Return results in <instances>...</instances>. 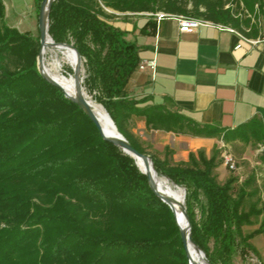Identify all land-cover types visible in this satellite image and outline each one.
<instances>
[{
  "label": "trees",
  "instance_id": "16d2710c",
  "mask_svg": "<svg viewBox=\"0 0 264 264\" xmlns=\"http://www.w3.org/2000/svg\"><path fill=\"white\" fill-rule=\"evenodd\" d=\"M42 1L36 0L39 10ZM233 2L237 10L225 9L229 0H56L49 17L53 41L73 44L84 60L86 91L132 147L150 155L159 175L186 190L191 235L210 264H235L246 249L257 253L250 244L255 233L243 232L264 214V206L244 207L254 178L235 194L234 177L219 181L216 155L200 150L181 162L169 148L164 158L151 155L131 122L143 117L148 130L264 147L263 122L253 118L232 130L202 126L131 99L126 87L138 70L140 47L110 24L106 9L202 18L258 38L264 23H253L241 5L251 14L259 5L264 15V2ZM5 16L0 0V264H188L176 217L136 160L106 141L84 111L41 76L40 38L9 26ZM155 30L149 20L140 33ZM259 161L264 165V149Z\"/></svg>",
  "mask_w": 264,
  "mask_h": 264
},
{
  "label": "crops",
  "instance_id": "0c3cea01",
  "mask_svg": "<svg viewBox=\"0 0 264 264\" xmlns=\"http://www.w3.org/2000/svg\"><path fill=\"white\" fill-rule=\"evenodd\" d=\"M112 14L117 17L112 16L110 24L140 47V63L157 62L155 72L137 70L132 75L126 87L131 99L164 107L202 126L232 130L253 118L264 125V32L254 38L260 43L250 45L237 32L219 28L221 24L181 33L174 18L158 22L157 13ZM252 15L261 27L264 15L260 11ZM149 20L155 22L156 30L142 35ZM130 129L143 143L158 150H175L174 157L181 161L200 150L210 158L219 142L217 138L148 130L143 117H134Z\"/></svg>",
  "mask_w": 264,
  "mask_h": 264
},
{
  "label": "rangeland",
  "instance_id": "374dc122",
  "mask_svg": "<svg viewBox=\"0 0 264 264\" xmlns=\"http://www.w3.org/2000/svg\"><path fill=\"white\" fill-rule=\"evenodd\" d=\"M229 1L230 3L225 7V9L231 8L237 10V5L235 4V2H233V0H229ZM3 2L6 8L5 23H7L11 27L14 28L17 27V29L20 32L23 33L29 32L35 38H40L39 28H38L39 5L38 3H36V0H3ZM201 10L204 11L203 8ZM106 11L112 16H116L112 14V12H116V11L110 9H106ZM254 12L252 14H254ZM120 17L124 18L125 16L121 15ZM253 18H254V20L252 19L253 23H257L255 21L254 15ZM73 58L77 61V66H78L79 65L78 59L76 57ZM84 63H85L84 60H82V64L80 63V66L82 67L83 76L86 78V69ZM71 70L73 71V69L69 65L67 64L63 65L62 71L64 75L66 76L73 75V73L70 74ZM84 92L90 101H93L94 103L98 104L94 98L95 96L94 94L91 95L89 92L86 91L85 88H84ZM175 134H179V133H175ZM216 138L219 140V142L215 144V146L212 148L210 152V157L216 155L218 162L221 163V166L217 171L220 183L223 184L230 177H234L237 180V183L235 184L234 187V193L236 194L247 180L254 178V182L249 187V193H251L252 196L246 199L244 207L246 210H249L252 205H258L259 208L263 207L264 206V165L259 161V157L264 147L262 146L255 147L252 144L242 143L241 141H238L236 143H226L223 141L222 136H218ZM151 141H153L152 138ZM143 145L147 149L148 153H150L151 155H156V156H160L161 158H164L163 148H161V150H158L154 147V145L145 142L143 143ZM171 150L176 152L173 149ZM224 154H231L233 156L235 163V170H232L230 167L225 166ZM174 160L175 162H181L180 157H176V158L174 157ZM159 176L165 177L162 175ZM168 180L170 181V179ZM170 182L176 187L185 190L183 187L177 186L172 181ZM263 220H264V214L259 217H253L252 224L245 226L243 228V232L245 235L255 233L253 239L250 241V244H252L256 248L257 253H254L253 251L246 249L247 253L245 257H241L239 254L235 257V262H234L235 264H264V232L263 233L259 232Z\"/></svg>",
  "mask_w": 264,
  "mask_h": 264
},
{
  "label": "water",
  "instance_id": "95a60500",
  "mask_svg": "<svg viewBox=\"0 0 264 264\" xmlns=\"http://www.w3.org/2000/svg\"><path fill=\"white\" fill-rule=\"evenodd\" d=\"M56 0H43L41 5H40V10H39V37H40V53L38 55L37 58V65H38V71L41 74V76L51 85H53L54 87L60 89L66 98H68L69 100H71L72 102H74L75 104H77L79 106V108L81 110L84 111V113L90 118V120L96 125V127L98 128L101 136L106 140L109 141L111 143H113L115 146H117L119 149H121L125 154L129 155L130 157H132L134 160H136V158L138 159H142V161L144 162L145 166L147 167V169H150V167L154 168L153 165V161L151 159V157L149 155H145V154H141L140 152H138L136 149H134L132 147V145L126 140V138L118 131L114 121L112 120V118L110 117V115L108 114L109 120L111 121L113 128L116 131V135H109L106 134L103 130V128L101 127L100 124V120L99 118L95 115V113L92 110V107L90 105V102L88 101L85 92H84V80L85 77L83 76L82 73V67L80 66V63L82 64V57L80 55V53L78 52V50L74 47L73 44H66V43H56L53 41L52 37L49 34V17H50V11L52 8L53 3ZM47 36L50 37L51 39V46H56V47H62V48H69L71 50H73L78 58L79 61V65L73 70L74 73V77H75V87L77 90V95L76 97L72 98L69 97L65 90L63 85L58 82V80H55L54 78L45 75L44 73V63H43V56H42V49L46 44V38ZM108 113V112H107ZM136 165L139 167L138 162L136 161ZM140 169V168H139ZM140 171L147 176L148 181H149V185L151 190L154 192V194L156 195V197H158L163 203H165L166 205H168L170 207V209L172 210V212L174 213L175 217H176V221L177 224L180 228L181 231V238L184 244V248L186 250L187 253V258H188V264H193L191 259H190V254H189V250H188V246L189 243H191L196 251H198L199 253L203 254V256L205 257V261L207 264H210V262L208 261V259L206 258L205 253L200 250L194 243L193 241V237L191 235V225H190V221L188 218V214H187V209H186V204H185V200H186V191L183 190L184 193V204L181 206L182 208V212L180 217H178V214L176 212L175 209V205H174V200L164 197L163 195H161L158 191V188L156 187L155 183L152 180V177L149 173L144 172L140 169ZM184 224V225H182Z\"/></svg>",
  "mask_w": 264,
  "mask_h": 264
},
{
  "label": "bare ground",
  "instance_id": "6f19581e",
  "mask_svg": "<svg viewBox=\"0 0 264 264\" xmlns=\"http://www.w3.org/2000/svg\"><path fill=\"white\" fill-rule=\"evenodd\" d=\"M51 42L52 41L50 37L47 36L46 44L42 49L44 73L45 75L58 80V82L63 85L66 94L69 97L74 98L77 95V90L75 87V77L74 75H64L62 68L65 64L69 65L73 70L77 67V61L64 50L70 51L76 58L77 55L73 50L69 48L51 46ZM88 101L90 102L93 112L99 118L101 127L103 128L104 132L109 135H116V131L113 128V125L109 120L108 113L104 109V107L102 105L94 103L93 101H90L89 99ZM136 161L138 162L139 168L142 171L147 172L151 175L152 180L158 188L159 193L164 197L174 200L176 212L178 214V217H180L182 212L181 206L184 204L183 190L173 185L169 180L159 176L153 167L147 169L142 159L136 158ZM188 250L190 259L193 264H207L203 254L196 251L195 247L191 243H189Z\"/></svg>",
  "mask_w": 264,
  "mask_h": 264
},
{
  "label": "built area",
  "instance_id": "2783aa9c",
  "mask_svg": "<svg viewBox=\"0 0 264 264\" xmlns=\"http://www.w3.org/2000/svg\"><path fill=\"white\" fill-rule=\"evenodd\" d=\"M262 1L264 2V0ZM259 10H260V6L255 5V11H259ZM242 11L245 12L248 18H251L254 20L253 15L244 8L243 4H242ZM154 17L157 19L158 22L165 18H169V17L174 18L179 25V30L181 33H190V32L198 30L200 27L215 26L213 22L202 19V18H195V17L182 16V15H168L162 12L155 14ZM218 27L221 29L227 28L232 32H237L241 40L250 45H256L260 43V39L255 40L253 38H249L246 35L239 33L238 31L230 27L222 26V25H218ZM237 48H240V46H237ZM156 68H157V62L155 59L141 62L138 66V70H141V71L149 69L152 72H155ZM224 164L225 166L230 167L232 170H235L234 158L231 154H224Z\"/></svg>",
  "mask_w": 264,
  "mask_h": 264
}]
</instances>
